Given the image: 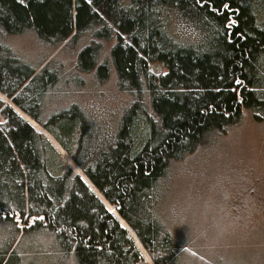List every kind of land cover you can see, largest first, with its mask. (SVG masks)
<instances>
[{
	"label": "trees",
	"instance_id": "16d2710c",
	"mask_svg": "<svg viewBox=\"0 0 264 264\" xmlns=\"http://www.w3.org/2000/svg\"><path fill=\"white\" fill-rule=\"evenodd\" d=\"M26 31L50 44L88 40L76 70L103 81L112 68L131 97L114 128L95 125L77 103L41 117L57 72L35 74L2 42ZM155 63L164 71L152 72ZM2 97L72 156L153 264H184L185 244L156 211L158 185L171 163L238 124L244 110L264 123V0H0ZM0 117V264H29L25 255L44 253L37 238L51 242L60 264H148L81 177L51 167L43 132L8 104Z\"/></svg>",
	"mask_w": 264,
	"mask_h": 264
},
{
	"label": "rangeland",
	"instance_id": "374dc122",
	"mask_svg": "<svg viewBox=\"0 0 264 264\" xmlns=\"http://www.w3.org/2000/svg\"><path fill=\"white\" fill-rule=\"evenodd\" d=\"M2 37L3 44L19 59L30 64L35 74L46 67L55 69L58 74L56 83L43 97L42 118L77 103L95 125L112 129L123 108L130 104V95L118 90L112 68L103 81L96 78L94 71L82 73L76 70L78 52L88 44L87 39H67L50 44L31 31ZM113 43H102L98 62L109 58V48ZM150 69L154 73L164 71L157 63ZM1 102V105H10L35 129L43 132L39 124L11 100L2 97ZM2 121L0 117V124ZM43 134L53 146L46 154L53 165L51 167L59 171L70 167L79 175L124 225L144 261L153 264L134 231L91 183L72 156L50 134ZM51 167L49 171L57 174ZM158 193L156 211L163 225L185 244L184 264H264V123L255 121L250 112L244 110L238 124L222 134L212 135L205 146L171 163L158 185ZM24 219L27 218L24 217L22 222ZM46 240H34L32 244L40 245L44 253L25 255L29 264H52L53 260L60 264L61 257L52 251L51 242ZM69 264H73L71 260Z\"/></svg>",
	"mask_w": 264,
	"mask_h": 264
},
{
	"label": "snow or ice",
	"instance_id": "6c2138e0",
	"mask_svg": "<svg viewBox=\"0 0 264 264\" xmlns=\"http://www.w3.org/2000/svg\"><path fill=\"white\" fill-rule=\"evenodd\" d=\"M223 7H224V9H228V8H229V5H228L227 3H225V4L223 5ZM234 23H235V21H230V24H234ZM236 83L239 85V84H241L242 82H241L240 80H237ZM109 211H111V209H109ZM121 226L123 227L124 225H121Z\"/></svg>",
	"mask_w": 264,
	"mask_h": 264
}]
</instances>
